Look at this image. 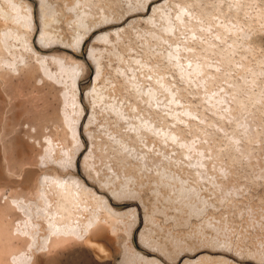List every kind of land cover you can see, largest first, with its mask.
<instances>
[{"label":"rangeland","instance_id":"1","mask_svg":"<svg viewBox=\"0 0 264 264\" xmlns=\"http://www.w3.org/2000/svg\"><path fill=\"white\" fill-rule=\"evenodd\" d=\"M19 1L10 57L39 41L75 72L13 91L70 121L60 163L118 212L100 251L39 264H264V0Z\"/></svg>","mask_w":264,"mask_h":264},{"label":"bare ground","instance_id":"2","mask_svg":"<svg viewBox=\"0 0 264 264\" xmlns=\"http://www.w3.org/2000/svg\"><path fill=\"white\" fill-rule=\"evenodd\" d=\"M13 3L12 9L23 10L21 1ZM8 5H0L4 25L15 20ZM15 18L18 25L23 22L19 16ZM37 48L51 47L36 41L21 56L11 58L13 51L0 35V264H39L42 255L56 257L75 242L100 251L101 243L94 234L101 233L104 226L115 228L117 223L118 212L108 198L74 174L80 171L79 166L60 163L63 153L68 155L66 159L72 154L70 121L56 113V107L46 121L38 104L25 107V98L13 91L22 81L43 89L49 85L56 88L59 82L74 77L68 55L46 57ZM50 65H62L65 78Z\"/></svg>","mask_w":264,"mask_h":264}]
</instances>
